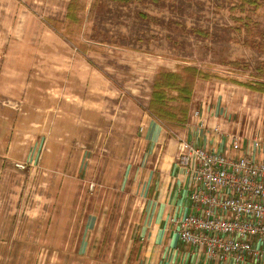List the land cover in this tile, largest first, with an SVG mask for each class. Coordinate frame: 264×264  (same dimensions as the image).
<instances>
[{
  "label": "rangeland",
  "instance_id": "374dc122",
  "mask_svg": "<svg viewBox=\"0 0 264 264\" xmlns=\"http://www.w3.org/2000/svg\"><path fill=\"white\" fill-rule=\"evenodd\" d=\"M252 1L0 0V264H128L140 203L120 181L162 69L217 76L198 79L191 115L224 107L223 126L264 137V94L229 82L264 83V0Z\"/></svg>",
  "mask_w": 264,
  "mask_h": 264
},
{
  "label": "built area",
  "instance_id": "2783aa9c",
  "mask_svg": "<svg viewBox=\"0 0 264 264\" xmlns=\"http://www.w3.org/2000/svg\"><path fill=\"white\" fill-rule=\"evenodd\" d=\"M177 139V163L190 176L189 212L173 221L180 242L209 261L264 264V137L234 134L221 152Z\"/></svg>",
  "mask_w": 264,
  "mask_h": 264
},
{
  "label": "crops",
  "instance_id": "0c3cea01",
  "mask_svg": "<svg viewBox=\"0 0 264 264\" xmlns=\"http://www.w3.org/2000/svg\"><path fill=\"white\" fill-rule=\"evenodd\" d=\"M192 101L187 122L181 128H174L177 131L174 136L147 109L142 117L141 154L133 170L123 173L119 187V192L133 196L140 203L136 221L132 226L128 225L131 228L124 246L128 264H254L233 260L225 263L209 261L203 252L198 253L192 246L180 242L173 221L175 218H184L189 212L190 176L176 160L178 136L221 152L230 143L232 135H240L231 131L232 128L223 126L222 118L226 115L224 107L216 106L208 112L206 105L198 108L199 116H192ZM215 126L222 132V136L214 132ZM36 157L30 155V162H35ZM102 215L94 213L86 217L85 238L80 251L86 249L89 235L103 221Z\"/></svg>",
  "mask_w": 264,
  "mask_h": 264
},
{
  "label": "trees",
  "instance_id": "16d2710c",
  "mask_svg": "<svg viewBox=\"0 0 264 264\" xmlns=\"http://www.w3.org/2000/svg\"><path fill=\"white\" fill-rule=\"evenodd\" d=\"M114 1L130 2L132 0ZM247 2L253 1L243 0V4ZM212 77L218 78L217 76L204 74L196 67L192 66L181 68V72L179 73L162 69L155 77L153 91L147 110L153 117L162 121L164 124L173 123L175 127H183L188 119L189 104L191 103L197 80L199 78L209 80ZM229 82L243 86L253 92L264 94V83L262 82L258 84H244L237 80H230ZM168 90L177 92V96L174 100L180 102V106L177 109L178 112H176L175 107L174 112H172V106L168 103Z\"/></svg>",
  "mask_w": 264,
  "mask_h": 264
}]
</instances>
